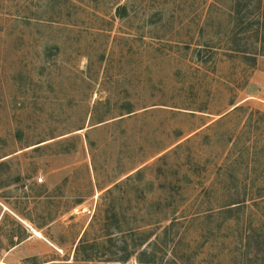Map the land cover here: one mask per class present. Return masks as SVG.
<instances>
[{
    "label": "rangeland",
    "instance_id": "374dc122",
    "mask_svg": "<svg viewBox=\"0 0 264 264\" xmlns=\"http://www.w3.org/2000/svg\"><path fill=\"white\" fill-rule=\"evenodd\" d=\"M263 25L264 0H0V198L49 243L1 250L5 221L1 264H264Z\"/></svg>",
    "mask_w": 264,
    "mask_h": 264
},
{
    "label": "crops",
    "instance_id": "0c3cea01",
    "mask_svg": "<svg viewBox=\"0 0 264 264\" xmlns=\"http://www.w3.org/2000/svg\"><path fill=\"white\" fill-rule=\"evenodd\" d=\"M1 200L2 199L0 198V227L3 225V223H5V221L8 222L9 220L10 222H13L14 225H17L23 233L22 238H19L16 235L13 236L11 239L13 242L11 247H8L7 249L2 248L1 250H7L8 252H22L26 250H35V247L37 246H45L49 244L43 235V229L32 227L28 220H25L23 217L18 215L13 208Z\"/></svg>",
    "mask_w": 264,
    "mask_h": 264
},
{
    "label": "trees",
    "instance_id": "16d2710c",
    "mask_svg": "<svg viewBox=\"0 0 264 264\" xmlns=\"http://www.w3.org/2000/svg\"><path fill=\"white\" fill-rule=\"evenodd\" d=\"M264 25L262 26V41L264 42V29H263ZM139 242H135L134 247L132 250H129V248H127V246L123 249H121V251H123V253H125V255L123 256V258H120L119 261L116 262H120L122 264H124L125 262H128L131 257H133L136 254V260L139 264H143V262L145 261V259L150 258V260H148L149 264H153L154 262L152 261V258L154 257V251L151 249H146L144 248L143 250H138V246H139ZM139 251V252H138ZM138 252V253H137ZM147 264V263H146Z\"/></svg>",
    "mask_w": 264,
    "mask_h": 264
},
{
    "label": "built area",
    "instance_id": "2783aa9c",
    "mask_svg": "<svg viewBox=\"0 0 264 264\" xmlns=\"http://www.w3.org/2000/svg\"><path fill=\"white\" fill-rule=\"evenodd\" d=\"M42 182V179L40 178L39 180H38V183H41ZM56 251H60L58 248H56V247H54L53 245H51Z\"/></svg>",
    "mask_w": 264,
    "mask_h": 264
}]
</instances>
